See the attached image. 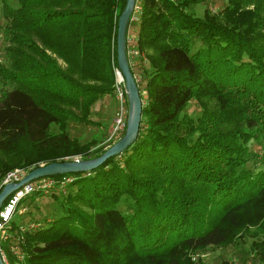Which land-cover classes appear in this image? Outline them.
Here are the masks:
<instances>
[{"label":"trees","instance_id":"1","mask_svg":"<svg viewBox=\"0 0 264 264\" xmlns=\"http://www.w3.org/2000/svg\"><path fill=\"white\" fill-rule=\"evenodd\" d=\"M193 1L135 0L146 63L136 137L90 170L52 174L73 177L50 192L62 213L23 231L11 264H206L202 249L244 235L264 262V0H224L203 15L186 9ZM125 4L0 0V78L11 85L0 96V182L112 143L93 148L67 121L89 122L113 92ZM191 99L197 116L182 112Z\"/></svg>","mask_w":264,"mask_h":264},{"label":"rangeland","instance_id":"2","mask_svg":"<svg viewBox=\"0 0 264 264\" xmlns=\"http://www.w3.org/2000/svg\"><path fill=\"white\" fill-rule=\"evenodd\" d=\"M223 4L224 0H198L191 2L188 6H186V9L193 11L197 15H203L204 9L206 7L210 11L214 12L217 8L223 6ZM130 19L132 20L130 23L132 25H130L126 34V49L134 46L138 50V53L132 56V63L135 71L137 72L138 79H140L142 78V74L138 72V69L141 68L142 64L145 65L146 63L144 60L140 61V55L143 56V54L139 51L136 45L137 31L135 30V28L139 23L138 3H136V6L133 9ZM3 21L4 19L1 18V22ZM130 35H133L135 37L134 42L129 41L128 38ZM3 45L4 39L2 33L0 32V59L4 58ZM59 61L62 62V60L60 59ZM114 75L115 79L113 83V92L100 97L95 102L92 111L89 114V122L78 121L76 119H68L67 121L69 136H75L79 138L83 143L89 142L91 143V146L93 148L104 146L109 141H112L113 143V141L117 140L120 137L121 132L125 127L124 126L121 129L116 130L115 132L113 131L114 117L119 106V101L116 98L114 91L115 80L117 77L115 67ZM142 80L144 81L143 78ZM10 88L11 85L8 83H4L0 78V96L4 90ZM124 94L126 106L125 120H127L128 102L126 93ZM182 112H187L192 116H197L200 113L198 102L195 99H191L183 108ZM110 144L104 147L107 148ZM251 147H254L252 142ZM79 156L80 155H75L72 159L76 157L80 158ZM258 163L259 162L249 161L247 162V165L250 167H256ZM18 209H22V211L16 212L13 219L16 222H20V224H29L30 222L44 224L50 218L57 216L59 213H62V209L59 206V200H55L54 197L51 196L50 192L41 193L38 191V194H35L34 196H32V193H30L28 196L21 198L18 203ZM250 241L251 237H249L248 235H244L241 238H238L234 243L226 246L209 245L201 250L200 256L203 258L206 264H264L263 260L252 256V252L250 251ZM15 260L16 261L14 262V264H19L20 260L17 258H15Z\"/></svg>","mask_w":264,"mask_h":264},{"label":"water","instance_id":"3","mask_svg":"<svg viewBox=\"0 0 264 264\" xmlns=\"http://www.w3.org/2000/svg\"><path fill=\"white\" fill-rule=\"evenodd\" d=\"M134 7L135 0H126V4L117 20V64L124 78V88L128 101V113L124 133L98 156L54 160L40 164L28 170L18 181L5 183L0 190V206L5 197L24 182L43 175L90 170L102 163L107 157L122 152L134 140L138 132L142 108L138 84L131 71L126 53V28ZM0 264H5L1 255Z\"/></svg>","mask_w":264,"mask_h":264},{"label":"built area","instance_id":"4","mask_svg":"<svg viewBox=\"0 0 264 264\" xmlns=\"http://www.w3.org/2000/svg\"><path fill=\"white\" fill-rule=\"evenodd\" d=\"M136 6V3H135ZM133 18V16H132ZM129 41L134 42L135 37L133 35L129 36ZM127 56L132 59V56L138 53V50L133 46L126 49ZM117 77L115 80V96L119 101L118 110L114 117V128L115 132L125 126V89H124V78L121 75L118 67H115ZM136 76V77H135ZM135 79L138 78L134 75ZM78 158V157H76ZM22 167H15L6 171L4 174L0 186L10 181H18L22 175L27 172ZM70 175H62L60 177L52 175L39 176L33 180L23 183L13 191H11L3 200L0 206V255L5 264H11L8 256V251L15 255L17 258L23 257V251L20 247V242L23 240L22 232L30 227L37 226L38 223L30 222L29 224L19 225V230L12 229L11 220L16 212H21L22 209H18V203L21 198L28 196L33 191H39L41 193L52 192V189L58 185L61 188L72 180ZM4 244L7 245L5 248ZM8 250V251H7Z\"/></svg>","mask_w":264,"mask_h":264},{"label":"crops","instance_id":"5","mask_svg":"<svg viewBox=\"0 0 264 264\" xmlns=\"http://www.w3.org/2000/svg\"><path fill=\"white\" fill-rule=\"evenodd\" d=\"M133 27H134V26H133ZM137 29H138V26H136L135 30L137 31Z\"/></svg>","mask_w":264,"mask_h":264}]
</instances>
